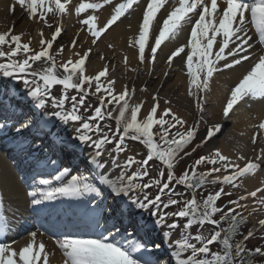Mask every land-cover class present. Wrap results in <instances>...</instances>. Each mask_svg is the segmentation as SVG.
Here are the masks:
<instances>
[{
    "label": "snow or ice",
    "instance_id": "obj_1",
    "mask_svg": "<svg viewBox=\"0 0 264 264\" xmlns=\"http://www.w3.org/2000/svg\"><path fill=\"white\" fill-rule=\"evenodd\" d=\"M140 3L141 0H119L103 25L98 24L96 13L106 5H113V0H79L74 12L78 17L87 13L79 23L87 26L93 37L92 44H95L112 26L131 15ZM17 6L29 20L52 29L53 24L47 18L49 14L60 18L72 14L73 0H12L7 11L14 14ZM186 31V43L178 44L171 51L167 64L171 66L177 57L186 58L188 95L194 98L195 108L201 113L199 119L191 124L171 107H165L158 113L160 101L157 95H153L152 106L141 116L143 101L131 102L135 87L129 89L125 85L117 92L116 81L109 78L107 65L95 75L86 74L91 48L83 52L72 51L65 61L57 64L51 50L62 34L59 23L47 39L43 28L39 29V50L31 47L30 38L24 42L26 33H15L14 25L0 31V58L5 61L0 62V75L22 82L26 89L19 105L11 108L5 105L0 109V138L11 140L15 158L25 166V171H35L44 164L55 170L51 179L32 177V190L27 192L31 206L35 212L52 219L40 225L43 231L39 228L30 231L23 243L6 239L11 224L4 209V198L0 195V236L5 237L0 239V264H50L55 250L47 247L43 239L45 233H49L50 239L55 235L54 244L62 255V264H165L158 256L166 241L175 264H255L256 257L264 259V248L246 247L245 241L254 236V230H248L246 235L240 232L248 217L237 211L248 209V205L241 201L249 197L256 198L255 203L264 209V187L230 200L228 204L233 207H228L227 211L217 203L223 195H231L224 187L202 199L196 197V190L207 184L235 188L238 180L264 170V147L254 159L238 156V161H245L243 166L216 149L199 156L181 175L177 176L175 172L179 161L192 156L222 131V124H209L203 116L206 103L203 94L209 91L215 74L249 62V67L229 89L222 109L224 119L230 118V114L248 100H264V0H145L138 35L129 44L138 48L141 64L146 60L155 63L161 46L178 40ZM78 36L79 33L76 34ZM256 44L261 46L259 50H255ZM76 46L77 38H73L71 47L74 49ZM63 52V47L57 50V54ZM38 62L47 66L34 67ZM124 62L127 64V57ZM102 78L106 82L102 83ZM56 87L62 88L58 96L54 94ZM93 88L91 94L98 96V106L92 115L85 117L81 111H88L85 108L86 97ZM69 90H75L78 95L70 96ZM28 98L30 102L24 103ZM164 103L170 104V101L165 100ZM49 104L54 109L51 113L47 111ZM109 105L114 107L109 109ZM106 118L115 120L114 131L102 128L100 121ZM69 123L74 126L70 139L65 140L59 132L53 131V127ZM202 124L204 135L193 146ZM253 127L259 130L251 136L255 145L257 137L264 134V120ZM127 140L142 143L147 155L143 159L129 155L121 160L120 154L128 151ZM80 145L93 149L90 158L82 161L85 172L72 174L73 169L67 166L57 169V159L46 155H55L57 150L66 153L67 149H76ZM106 145H113L108 152L112 167L107 171L103 159ZM150 162H159L166 169V179H161L165 176L163 171L159 172L161 178H150ZM218 163L221 167L215 166ZM205 164L213 167L197 171ZM130 169L134 170L130 172ZM222 169L227 174L214 175L221 173ZM174 184L191 189L192 197L176 198L178 194L172 187ZM154 186L158 191L153 197L146 190ZM258 193L261 194L259 197ZM64 199L81 203L83 212L90 218L92 234L61 231L62 222L56 218L59 209L51 202L62 203ZM172 206H176V211H162ZM255 211L257 209L253 208L252 212ZM143 212L156 218L153 221L155 228L166 226L168 229L159 242L150 238L147 232L140 235L143 226L137 224L135 217ZM101 214H104L105 221L111 223L102 225ZM218 214L219 218H216ZM169 219H172L171 223H168ZM181 219L184 223L179 237L172 240L173 230L181 228ZM223 223L228 226L222 228ZM205 224L215 228L208 235L201 232L192 234L194 226ZM258 224L264 228V219H259ZM101 228L102 231L99 230ZM238 235H243L239 241L235 239ZM214 244H218L220 249L212 250L210 246ZM154 253L157 258H154Z\"/></svg>",
    "mask_w": 264,
    "mask_h": 264
},
{
    "label": "bare ground",
    "instance_id": "obj_2",
    "mask_svg": "<svg viewBox=\"0 0 264 264\" xmlns=\"http://www.w3.org/2000/svg\"><path fill=\"white\" fill-rule=\"evenodd\" d=\"M11 2L12 0H0V31H5L8 27L14 25V32L26 33L23 37V41L26 42L30 38L32 40L31 47L38 50V41L40 39L39 29L43 28V24H37L35 21L29 20L28 16L19 6H17L14 14L9 13L7 8ZM78 2L79 0H73L72 14H65L62 18L56 17L52 29L43 28L44 38L47 39L50 38V33L54 31V27L57 23L62 27V34L54 42L51 50V52H54L61 47L64 48V52L58 54L59 63L65 61L68 56L71 55L72 51L83 52L91 48L92 51L89 59L86 61V74L95 75L98 71L103 70L105 65H109V78L116 81L115 89L117 92L121 91L125 85H127L129 89L135 87L136 91L131 98V102L143 101L141 116L145 115L150 109L153 104L152 97L157 93L158 89H160L161 91L159 90L157 95L160 101L158 113L165 107H171L174 112L186 119L189 124L199 119L201 113L195 108L194 98L188 95L189 78L186 76V58L182 59L177 57L174 58L171 66L167 64V56L170 55L171 51L174 50L178 44L186 43L187 31L181 33L178 40L165 42L157 52L155 63H149L146 60L145 63L140 64L138 63V48L130 46L129 41L134 40L138 35V24L142 21L145 0H141L139 7H136L135 10L131 12V15L122 18L120 22L112 26L110 30L101 36L99 39L100 41L95 44H92V40L84 34L85 26H81L79 23L81 19L86 18L87 13L81 14L78 17L74 12V7ZM88 2H92V0H88ZM117 2H119V0H113V5H106L96 13L99 18V25H103V23L110 18L112 7ZM77 33H79L78 37H76ZM252 34L253 41H255L256 37L254 30ZM73 38H77V46L74 49L71 47ZM255 50H259L257 44L255 45ZM101 56H103L104 59H101ZM125 57L128 58L127 64L124 62ZM39 64L42 63L38 62L37 65ZM248 67L249 62H244L241 66H236L231 70H225L215 74L209 91L203 94L206 98V103L204 105L205 110L203 112L205 120H207L209 124L220 123L223 125L222 131L210 142L203 145V153L208 155L210 152L219 149L222 154L229 156L234 162L240 163L241 166H243L245 161H238V156L243 155L246 159H254L260 152V149L264 147V134L257 137V143L255 145L251 142V136L259 131L258 128L253 127V125H258L261 120H264V100H248L246 103H242L230 114V118L227 120L222 117V109L229 95L230 87L235 85ZM132 69L136 70L133 71ZM165 73H167V75H165ZM132 81L135 83H131ZM10 82L12 83L11 80L7 79L0 83V95L4 96V93H9ZM103 82H106L104 78H102V83ZM18 87H20L22 94L26 92L24 87ZM142 89L146 90L142 91ZM165 100L170 101V104H165ZM47 111L51 113L54 109H50L47 106ZM53 119L55 120L54 117ZM64 127L70 131L69 138H71L74 128L73 124L69 123L68 125H64ZM204 132L205 129L202 124L200 133L197 136L199 140L203 137ZM85 152L88 158H90L92 154L91 147H86ZM46 155L50 156L51 153ZM131 155H137V158H139L136 153H131ZM73 158L72 156H68L62 167L67 166L73 168V166L70 165L73 162ZM123 158H125V156H120L121 160ZM104 161L106 162L105 171H107L108 168L112 167L111 157L109 155L106 156ZM18 164H20V162ZM30 173L31 172H28L25 176H28ZM72 174H78V171L73 168ZM36 176L37 180L46 177L41 174H37ZM23 178V175L14 176L10 163L5 161L3 156L0 155V189H2L10 204L19 206L20 208H25L28 203L31 205L26 191L24 190L23 192L21 186V179ZM29 185L31 186L32 182ZM242 187V193L245 195L250 191H254L257 187H264V170L258 171L254 176L245 177L242 181ZM260 195L261 194L258 193L257 197ZM255 200L256 198H253L254 203ZM245 202L252 206L250 197L245 200ZM250 217L253 220L260 219V217L258 218L254 213H251ZM24 239L25 238L21 239L20 242L23 243ZM170 253L171 249L168 248L167 258L162 259V261L165 263H174V258L171 257ZM50 264H62V260L58 253L55 252V255L50 257Z\"/></svg>",
    "mask_w": 264,
    "mask_h": 264
},
{
    "label": "rangeland",
    "instance_id": "obj_3",
    "mask_svg": "<svg viewBox=\"0 0 264 264\" xmlns=\"http://www.w3.org/2000/svg\"><path fill=\"white\" fill-rule=\"evenodd\" d=\"M56 17H58V16H52L51 14H49V16L47 17L48 18V20H49V22L50 23H54V21L56 20ZM42 27L43 28H45V29H49V28H47L46 26H44V25H42ZM85 34L86 35H89L90 37H91V35L88 33V31H87V26H85ZM92 40V39H91ZM100 40H97V42H99ZM60 49V48H59ZM39 50V49H38ZM58 50V49H57ZM57 50H55L52 54L54 55V56H56V59H57V64H59L58 63V54H57ZM0 62H5L3 59L1 60L0 59ZM45 66H47L46 64H40L39 65V67L38 68H41V67H45ZM109 66V65H108ZM130 82V81H129ZM131 83H135V82H131ZM94 89V88H93ZM93 89H92V91H93ZM159 90L160 89H158V91H157V93H155V95H158V92H159ZM161 91V90H160ZM174 98H176V97H174ZM94 106H96V104H94L93 105V107ZM93 107H91V109L93 108ZM90 109V108H89ZM85 113V112H84ZM91 114V112H87V113H85V115H90ZM114 114H115V112H114ZM113 114V115H114ZM111 123H107V125H102V128H104V130L105 131H108L109 129H111V130H115V123H114V121L112 120V118L109 120ZM104 126V127H103ZM226 130V129H225ZM154 131H156V129L154 128ZM173 131H175V129L173 130ZM197 142H199V138L197 137V139H196V141H194V143H193V146L195 145V143H197ZM138 145L139 144H137V143H135V142H131V141H129V148H135V147H138ZM141 153L144 155L145 154V150H144V148L141 146ZM198 151V150H197ZM195 152V154L194 155H192V156H190V157H184L183 159H185L184 161H182V162H187V164L188 165H191V164H193V162L195 161V158L197 157V156H199L200 154H204L203 153V148H202V146L199 148V151L198 152ZM205 155V154H204ZM182 162L179 164V166L178 167H176V173L177 174H180L181 172H182V170H183V168H184V166L183 165H181L182 164ZM206 165V164H205ZM216 167H217V165H215ZM153 167H154V165H153ZM213 167V165L212 166H209V165H206V168H207V170L208 169H210V168H212ZM154 169L156 170V168L154 167ZM153 169V170H154ZM157 169H158V167H157ZM224 174H226V173H224ZM244 180V178H242L241 180H238L237 181V184H238V186L237 187H235V188H233V187H231L230 185V188H225V191L226 192H231V195H223L222 197H221V199L218 201V205H223V203L226 201V204L227 205H229L228 204V202L230 201V200H236V199H238L239 198V196H241V195H243V194H240V193H242L243 192V187H242V181ZM220 187H221V185H220ZM219 186L218 187H216V189L215 190H218L219 188H220ZM223 187V186H222ZM179 189H180V187H179ZM209 191V190H208ZM208 191H206V192H208ZM193 193V192H192ZM209 193H210V191H209ZM203 195H205V193L203 194ZM199 196V195H198ZM190 197H192L191 196V194L189 193V192H187V198H189L190 199ZM196 197H197V195H196ZM198 199V198H197ZM253 204V203H252ZM230 206H232V205H230ZM256 206V204H253V206H252V208H248L247 210H243V209H241L242 210V212H243V215H245L246 217H248V222H247V225H250V226H254L255 224H257L258 223V221L259 220H253V219H251V217H250V215H249V213L251 212V213H254V214H256L257 215V217L259 218L260 217V219H264V214H259V212H261V211H263V209H260L259 207H255ZM253 208H256L257 209V211H255V212H252V209ZM249 223V224H248ZM264 240V239H263ZM252 242V241H251ZM255 243H251V244H248V245H251V247H253V245H259V247H262V248H264V243H263V241H261L260 240V242H256V240L254 241ZM261 261L263 262V264H264V259H262V258H259V262L261 263Z\"/></svg>",
    "mask_w": 264,
    "mask_h": 264
}]
</instances>
